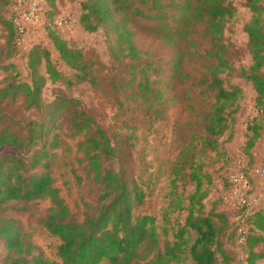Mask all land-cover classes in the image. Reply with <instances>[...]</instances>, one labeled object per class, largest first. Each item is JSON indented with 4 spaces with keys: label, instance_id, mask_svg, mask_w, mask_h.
Listing matches in <instances>:
<instances>
[{
    "label": "trees",
    "instance_id": "trees-1",
    "mask_svg": "<svg viewBox=\"0 0 264 264\" xmlns=\"http://www.w3.org/2000/svg\"><path fill=\"white\" fill-rule=\"evenodd\" d=\"M13 2L0 0V27L6 32L8 47L7 52L0 51L3 60L12 58L15 47L18 48L14 26L8 19ZM45 3L52 16L48 18L46 12V37L71 76L65 78L56 69L48 50L34 47L27 52L29 80L0 88V107L6 102L13 105L21 97L23 111L28 114L21 120L0 112V243L4 250L0 253V264H100L102 260L108 264H181L184 253L192 264H235L237 247L246 253V264L263 260L264 202L245 217V242L240 244L239 228L229 223L228 212L215 208L207 213L202 210L201 201L206 195L200 192L201 168L190 175L195 183L190 206L199 209L188 212L182 228L175 234L178 241L172 244L164 241L161 246L152 198L129 171L132 156L127 139H112L94 113L81 109L79 101L70 95H58L48 105L43 101L47 81L60 82L67 90L82 85L99 86L92 72L95 63L86 60L81 48L60 38L53 28L57 14L55 0H43ZM247 7L252 16L243 30L252 63L241 76L252 85L256 105L262 109L264 0H249ZM236 10L234 0H84L80 3L78 23L89 34L101 30L106 37L114 38L131 62L133 82L137 81L135 70L145 75L151 63L142 60L130 24H150L169 38L194 23L199 24L203 36H208L209 47L205 50L212 64L197 85L214 93L215 98L213 109L203 116L206 134L203 140L205 147L217 151V140L234 122L241 95L240 87L224 84L220 77L222 71L230 69L225 32ZM42 60L47 79L38 72ZM173 62L174 68H179L182 55L174 56ZM137 88L143 101L150 104L153 99L146 76ZM113 101L118 112L124 114L123 103L117 97ZM260 137L258 127H253L248 149ZM67 141L73 142L75 148L76 167L71 170L75 192L66 181L58 182L53 174L55 150L67 145ZM229 188L228 182L227 191ZM198 192L200 197L196 199ZM44 200L49 201L50 207L39 223L49 235L59 239L58 260L47 259L31 242L21 223L6 214L31 212ZM233 210L238 215L243 213L242 209ZM187 230L194 231L196 238L184 251L182 239Z\"/></svg>",
    "mask_w": 264,
    "mask_h": 264
},
{
    "label": "rangeland",
    "instance_id": "rangeland-1",
    "mask_svg": "<svg viewBox=\"0 0 264 264\" xmlns=\"http://www.w3.org/2000/svg\"><path fill=\"white\" fill-rule=\"evenodd\" d=\"M82 1L55 0L57 14L52 26L60 38L81 48L85 59L95 63L92 72L99 86L82 85L67 90L60 82L47 81L43 90L45 105L53 102L58 95H70L79 101L81 109L94 113L97 122L107 129L112 139H127L132 156L129 171L134 181L152 198L161 246L164 241L171 244L178 241L175 234L182 228L188 212L199 209L198 206H190L195 190L190 175L192 172L198 173L200 168V192L206 195L201 201L202 210L207 213L215 208L228 212L229 223L234 227L238 213L224 201V196L229 177L239 168V161L243 162L241 170L250 178L253 193L264 197V176L256 173L264 168V107L262 110L260 105H256L252 85L241 76L252 63L247 35L243 30L252 16L247 7L249 0H234L236 14L227 23L228 30L225 32L228 37V41H225L228 44L226 58L230 69L222 71L220 77L224 84L240 87L241 95L236 103L234 122L217 140V151L205 147L203 140L206 136L203 116L213 109L215 98L214 93L197 85L212 64L206 57L208 36H203L201 26L194 23L181 34L169 38L164 32L154 30L150 24H130L133 41L142 60L151 63L145 75L135 70L137 81L133 82L131 62L114 38L106 37L101 30L89 34L78 23ZM42 9L41 22L31 27L24 42L28 50L15 47L13 57L7 60L1 59L0 53V88L19 80H29L27 52L34 47L48 50L56 69L65 78L71 76V71L60 61L46 37L45 17L46 12L48 18L52 17L51 11L46 3ZM60 18H67L68 24L57 25L56 20ZM7 48L6 32L0 27V51L4 49L7 52ZM177 54L182 55V64L175 69L173 58ZM45 71L42 60L38 72L47 79ZM145 76L151 86L149 96L153 103L151 101L150 104L143 101L137 88L138 82L145 81ZM113 97H117L126 107L124 114L116 109ZM21 102L22 98L19 97L13 105L3 103L0 112L22 120L28 114L23 111ZM253 127H258L261 137L248 149ZM55 155L54 176L58 182L66 181L75 192V180L71 173L76 167L74 143L67 141V145L55 150ZM111 166L114 167V164ZM199 195V192L196 193L195 198L199 199ZM49 207V201L44 200L31 212L6 214L21 223L31 242L47 259L58 260L59 239L49 235L39 223ZM195 238L194 231L185 232L182 239L186 247L184 251H188ZM0 253H4L1 243ZM237 254L235 264H246L244 250L237 247ZM182 260L181 264H192L187 253H184ZM100 264L108 262L102 260ZM258 264H264V259Z\"/></svg>",
    "mask_w": 264,
    "mask_h": 264
},
{
    "label": "built area",
    "instance_id": "built-area-1",
    "mask_svg": "<svg viewBox=\"0 0 264 264\" xmlns=\"http://www.w3.org/2000/svg\"><path fill=\"white\" fill-rule=\"evenodd\" d=\"M43 0H14L9 12L8 19L14 26L16 43L18 48L27 51L24 42L27 39L28 32L31 27L40 23L43 16ZM59 26L68 24L67 18L56 20ZM239 168L233 171L229 177L230 188L224 196V201L232 209H242L243 213L235 218V224L239 228V243L244 244L246 231L244 228V219L247 215L253 213L264 202L261 194H254L253 187L249 177ZM259 176H264V168L257 170Z\"/></svg>",
    "mask_w": 264,
    "mask_h": 264
},
{
    "label": "crops",
    "instance_id": "crops-1",
    "mask_svg": "<svg viewBox=\"0 0 264 264\" xmlns=\"http://www.w3.org/2000/svg\"><path fill=\"white\" fill-rule=\"evenodd\" d=\"M33 27H34V26H33ZM33 27H32V28H33ZM32 28H31V29H32Z\"/></svg>",
    "mask_w": 264,
    "mask_h": 264
}]
</instances>
